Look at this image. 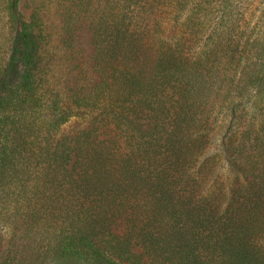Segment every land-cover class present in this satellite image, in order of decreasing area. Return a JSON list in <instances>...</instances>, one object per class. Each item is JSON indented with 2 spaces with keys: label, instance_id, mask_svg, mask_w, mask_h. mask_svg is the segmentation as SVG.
<instances>
[{
  "label": "trees",
  "instance_id": "trees-1",
  "mask_svg": "<svg viewBox=\"0 0 264 264\" xmlns=\"http://www.w3.org/2000/svg\"><path fill=\"white\" fill-rule=\"evenodd\" d=\"M192 1L70 0L73 14L89 22L100 73L76 104L103 110L117 136L103 139L92 127L71 140L56 138L52 133L65 116L55 108L47 137L26 143L12 138L27 129L29 114L39 113L28 112L41 99L37 42L20 0H0V184L26 208L44 196L60 205L70 226H86L88 233L72 226L57 242L56 261L117 264L94 243L99 240L129 264H264V169L258 168L264 165L250 135L237 142L242 182L232 188H224L211 161H200L210 135L224 125V112L211 119L200 99L218 78L224 82V49L219 43L216 50L189 54L192 16L184 23L180 17ZM228 70L233 78L227 84L237 88L247 64L239 69L235 62ZM143 114L149 125L140 122ZM75 206L80 215H73ZM126 211L134 219L121 238L110 226ZM28 221H35L30 212Z\"/></svg>",
  "mask_w": 264,
  "mask_h": 264
},
{
  "label": "rangeland",
  "instance_id": "rangeland-1",
  "mask_svg": "<svg viewBox=\"0 0 264 264\" xmlns=\"http://www.w3.org/2000/svg\"><path fill=\"white\" fill-rule=\"evenodd\" d=\"M70 5V0H20L23 20L30 26L37 42L34 73L41 99L35 111H28L39 113L29 114V121L24 125L27 129L21 128L18 131L21 135L12 140L25 139L26 143H32L38 137L45 139L48 121L56 112L65 116L63 124L52 133H57L56 138L71 140L92 127L103 139L117 136L116 127L110 121H104L103 110L92 105L76 104L79 102L77 96L82 98L99 83L100 73L93 59L94 45L89 22L83 15L73 14ZM183 13L180 17L182 22L187 15L192 16L189 25L192 28L193 49L189 54L216 50L219 43L224 49V82L218 78L216 85L213 88L210 86L211 89L208 84L206 89L208 87L210 91H203L200 97L208 104L204 112H213L211 119L216 112H224V125L215 137L210 135L200 161L208 163V166L211 161L216 176L224 182V188L230 189L242 182L241 172L235 163L238 159L236 145L242 135H250L252 148H255L253 151L260 153L257 158L264 165V0H193ZM253 41L254 46L251 44ZM248 42L251 43L244 48ZM237 50L239 54L236 55L234 51ZM235 62H238L239 69L247 64V72L241 76L239 86L236 88L234 85L230 89L227 83L233 75L228 69ZM250 90H253L252 94ZM222 103L224 107L218 108ZM55 108L58 111L54 112ZM225 114L232 116L227 119ZM147 116L143 114L140 120L144 125L150 124ZM216 119V122L220 120L218 116ZM209 121L213 125L214 121ZM12 140L9 136L8 141ZM215 154L217 156L214 157ZM258 168L264 169V166ZM6 192L0 184V264H73L71 261H56L52 249L57 242H62L67 232H72V226L87 232L86 226L82 228L80 222L70 226L65 222L60 205L56 202L51 205L44 196L42 202L37 201L39 205H35L33 199L31 206L26 208L24 203L12 200ZM72 208L73 215H80V206ZM29 212L35 221H28ZM133 219V213L126 211L114 220L111 230L122 238L130 232ZM73 230L77 231V228ZM94 243L117 264H129L125 256L113 253L109 245L103 246L99 240ZM135 253L140 255L142 250L137 247Z\"/></svg>",
  "mask_w": 264,
  "mask_h": 264
}]
</instances>
